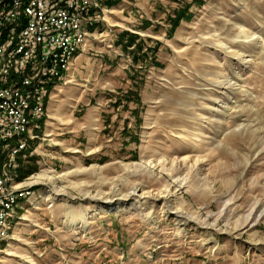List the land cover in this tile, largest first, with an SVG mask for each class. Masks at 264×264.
I'll return each instance as SVG.
<instances>
[{
  "label": "rangeland",
  "instance_id": "1",
  "mask_svg": "<svg viewBox=\"0 0 264 264\" xmlns=\"http://www.w3.org/2000/svg\"><path fill=\"white\" fill-rule=\"evenodd\" d=\"M210 35L227 44L200 43ZM108 73L88 86L62 85L55 99L57 89L49 90L38 130L43 138L26 152L40 143L33 154L39 159L16 176L33 193L2 244L0 264H71L78 251L69 242L101 212L118 215L131 248L146 243L132 264H264V216L258 218L264 209V0H205L178 30L171 57L155 75L147 68L129 84L127 77L108 79ZM88 112L98 120H87ZM185 158L197 167L190 172L191 189L177 192L178 202L149 196L131 209L94 211L104 198L134 204L139 198L132 191L155 192L162 180H173L166 173L163 179L142 175L143 161ZM44 171L69 173L30 183ZM178 173L183 177L188 169ZM192 213L206 224L191 219ZM249 247L254 249L247 252Z\"/></svg>",
  "mask_w": 264,
  "mask_h": 264
},
{
  "label": "crops",
  "instance_id": "2",
  "mask_svg": "<svg viewBox=\"0 0 264 264\" xmlns=\"http://www.w3.org/2000/svg\"><path fill=\"white\" fill-rule=\"evenodd\" d=\"M204 2L205 0H111L104 2L103 18L100 17L88 24V32L82 47L77 51L60 83L57 82L51 88V91L57 89L53 93V97L63 91L62 85L73 83L76 86H88L91 79L94 76L98 77L100 72L105 69L109 71L108 79H112L114 82L125 79V77H127L126 82L130 80L136 82L137 80L132 79L136 72L140 73L147 68L150 73L155 75L161 62L171 57L172 40L176 37L178 30L194 19L199 6ZM90 15H93V11L90 12ZM95 47H99L100 50L93 55L91 51ZM108 64L111 66L109 67ZM140 64H145L146 68ZM129 84L127 86L131 88ZM114 92L121 94L123 91L114 90ZM138 105V103H133L134 108H137ZM89 114L90 119L87 117L86 119L91 123L95 122L97 119V117H93L95 114L93 112ZM43 122L42 120L39 128L30 127L31 133L28 131V135L26 134L27 145L30 146L32 143L34 147L43 138H39L37 135L38 133L42 134L38 130H41ZM73 125L84 124L74 122L71 126ZM99 135L96 136V141ZM12 144L13 142L6 144L1 151V168L3 171L5 170L10 183H15L19 182L16 181V176L20 173L23 174L33 159H39L33 154L34 151H38L40 143L36 149H33L34 151L26 154L25 157H20V153L13 155L14 158H11L13 165L10 166L11 160L9 163L7 162L8 151ZM3 156L5 157L3 158ZM5 165L6 167H4ZM20 200L23 204L26 198ZM22 204L19 209L22 208ZM120 225L121 222L116 214L110 215L101 212L93 216L83 231L85 234L79 239L76 237L73 242H69L68 246L78 251L71 257L69 263H135L133 261L137 259V255L142 254L141 251L145 248L146 243L143 242L131 248L130 236L129 234L124 235L125 229ZM126 231L129 233L128 230ZM44 233L47 234L48 231ZM65 245L67 246V244ZM137 264H141V262L138 260Z\"/></svg>",
  "mask_w": 264,
  "mask_h": 264
},
{
  "label": "bare ground",
  "instance_id": "3",
  "mask_svg": "<svg viewBox=\"0 0 264 264\" xmlns=\"http://www.w3.org/2000/svg\"><path fill=\"white\" fill-rule=\"evenodd\" d=\"M91 11H93V3H84V7L80 13V20H84V24L79 25V31L76 32L75 41L73 42L71 47H69V51L67 52L66 42H59L56 46V51H54L53 55H50L47 58L46 62L44 63V66L42 67V71L40 72L39 76H37L36 81L31 83L30 90L24 94L23 115H24V118L27 119V121H23V132H17V130H8L7 132L0 134V183H2L1 191L9 193V194L0 195V252H2L1 251L2 244H4V242H6V240H8L11 236V231L17 219V213L19 210V206H21L22 204L20 199L21 198L27 199L33 193L31 188L24 189V186H22L23 184L20 182L10 183L8 176L4 172L5 170L3 171L1 168L2 167L1 166V155H2L1 151L5 147L6 144H9V143L11 144V142H13V144L10 146V149L8 151V157H9V154L12 155L13 157V155L20 153L18 152V150H20L21 145H27L28 138L26 134L29 131L30 127L31 126H33L34 128L40 127L41 121L43 120V117H44L43 109H40L39 126H38V120H36V117L39 112V107H42V99L47 98L46 96L48 95V92L50 90L49 84H50V87H52L54 84L58 82V81H53L54 77H61V80H62V78L64 77L65 73L67 72L70 66L71 61L75 58L77 51L81 48L82 43L85 41L86 34L88 32L87 26L93 21V18L90 15ZM30 12H32V0H17V4L15 7H14V3H6L4 8L2 9V17H9L11 14V19L13 20V21H7V26H2L1 33H0V40H2L3 44H6V47H4L3 52L1 53L0 96H2V90H6L5 91L6 101L15 100L16 92H19L22 86L23 59H28V49H22L21 44L19 43V39L21 38V35L28 34L31 29L32 15L30 14ZM59 27L61 30H69L68 18H60ZM193 43H195V41ZM200 43H204V44L205 43H208V44L218 43L217 46H222L224 44H227L226 42H224V40H222L220 36H216V35H210L208 37L201 38ZM227 48L228 47H226V49ZM65 52H67V54L63 55V53ZM58 59H59V67H66L63 75H61V70H57ZM58 95L59 94L54 95L53 99H55L56 97H59ZM1 114H2V105H0V119H1ZM57 117H51V118L55 120ZM58 121L62 125V124L67 123L68 120L67 118L64 119L62 117H59ZM53 124H54L53 122L50 123V126H52ZM145 149L146 147H144V151ZM4 157L5 156H3V158ZM185 160H187V158L183 159L182 160L183 162L176 161V160L168 161V162L167 161H156V160L146 161V162L143 161V164L139 165L142 175H145V176L155 175L161 179L163 176V173H166L173 180L171 182L170 181L164 182L162 180L161 187L157 189V191L155 192H153V190L143 191L140 193H138L139 190L132 191L133 195H137L139 198L134 204L125 203L124 200L112 202L111 200L104 198L103 203H101L103 205L97 207L96 210L94 211H97V212L99 210L122 211L124 209H131V208H134V205L139 206L140 205L139 201L149 196H152L158 199L161 198L163 203H171L173 200H174L173 202H178L177 200L180 197H178L179 193L177 192H179V190L181 189H184V191H188L191 189V186L193 184V179L190 176V172L195 167H197V165L194 164L193 162H192L193 164H190L189 161L187 162ZM12 165H13V161L11 159L10 166ZM4 167H6V165ZM126 167L122 166V169L123 170L125 169L126 171L131 169V167H128V166ZM182 168L188 169V173L187 175L180 177L178 175L179 174L178 171H180ZM68 173L69 172L62 173L60 176L59 175L57 176V174L50 176V174L47 171H44L42 173H39V175L35 176L36 180H33L30 183L42 182L44 179L48 181H53L58 177L64 178L65 176H67ZM177 185L180 187L179 189L178 187H176ZM197 193H198L197 191L194 192V194H197ZM214 193L215 191L211 189V195H214ZM87 194L89 195L90 192L88 191ZM218 199L221 200V196L217 198V200ZM222 211H224V212H221L222 214L225 213V210H222ZM92 214H95V213L91 212L90 214L83 215L85 217L83 221L90 219ZM193 214L194 213L190 215L191 219H193L194 221L197 220V222L199 223L201 222V223L206 224L205 220L202 221L203 219L201 220L200 217H197L196 215H193ZM253 215H254V207H253V210L249 213L248 218L249 217L251 218ZM263 216H264V209L260 211L258 218L263 217ZM177 221H178L179 226L182 227V225H185V224H182L183 221L181 219H177ZM73 224L74 223H72V225ZM252 226H253L252 224L247 225L246 226L248 227L247 230H251ZM180 230H181L180 232H182V228ZM252 249L254 248L250 249L249 247L247 249V252H251ZM259 251H262V248Z\"/></svg>",
  "mask_w": 264,
  "mask_h": 264
},
{
  "label": "built area",
  "instance_id": "4",
  "mask_svg": "<svg viewBox=\"0 0 264 264\" xmlns=\"http://www.w3.org/2000/svg\"><path fill=\"white\" fill-rule=\"evenodd\" d=\"M111 0H32V25L28 34L21 35L19 43L22 49H28V59H23L22 68V86L19 92H16V99L13 101L5 100V91L2 90L0 96V105H2V114L0 119V134L8 130H17L23 132V121H27L23 115L24 94L30 90L31 83L36 81L42 71V67L50 55L56 51L59 42L67 43V52L69 47L75 41L76 32L79 31V25L84 24V20H80V13L84 7V3H93V20H97L103 15L104 2ZM6 3L17 4V0H1L0 1V33L2 26H7V21H13L11 14L9 17H2V9ZM60 18H68L69 30H61L59 27ZM6 44L0 40V62L1 53ZM12 51V50H11ZM67 52L63 53L66 55ZM66 67H59V59L57 70H61L63 75ZM53 81L60 83L61 77H54ZM50 88V84H49ZM48 101L42 99V107H39L36 120L38 126L40 122V109L46 108ZM29 145H21L20 157H25ZM12 155L9 154L8 163ZM5 175V173H4ZM0 195L9 194L1 191Z\"/></svg>",
  "mask_w": 264,
  "mask_h": 264
},
{
  "label": "trees",
  "instance_id": "5",
  "mask_svg": "<svg viewBox=\"0 0 264 264\" xmlns=\"http://www.w3.org/2000/svg\"><path fill=\"white\" fill-rule=\"evenodd\" d=\"M52 87H50V89H51Z\"/></svg>",
  "mask_w": 264,
  "mask_h": 264
}]
</instances>
